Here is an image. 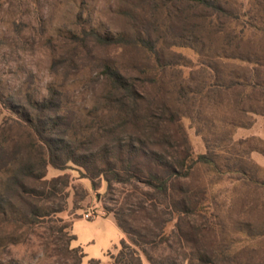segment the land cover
Masks as SVG:
<instances>
[{
	"label": "rangeland",
	"instance_id": "obj_1",
	"mask_svg": "<svg viewBox=\"0 0 264 264\" xmlns=\"http://www.w3.org/2000/svg\"><path fill=\"white\" fill-rule=\"evenodd\" d=\"M217 1L229 12L180 0H0V118L8 119L3 129L9 145L29 141V130L11 119L17 117L6 103L26 94L42 100L54 86L63 93V112L73 126L95 130L111 125L101 72L103 64L115 65L144 101L154 107L166 102L180 111L195 158L214 154L213 166L197 165L184 181L204 192L199 220L215 229L208 240L225 249L233 264H264V117L193 92L215 76L228 78L253 68L220 58L264 52V6L256 5L258 0ZM184 19L192 31L181 39L174 28L182 27ZM85 29L128 39L146 36L157 43L158 53L142 45H80L72 38ZM184 88L191 92L189 100H184ZM229 97L236 99L233 93ZM72 167L48 168L49 180L63 176L67 183L59 184L61 191L50 203L65 208L55 218L72 225L77 237L72 246L83 249V264L93 259L109 263V253H117L127 239L108 210L112 195L104 180L93 181ZM49 234L48 225L28 235L27 229L5 223L0 264H53L58 256L43 244ZM144 264L150 263L144 259Z\"/></svg>",
	"mask_w": 264,
	"mask_h": 264
},
{
	"label": "trees",
	"instance_id": "obj_2",
	"mask_svg": "<svg viewBox=\"0 0 264 264\" xmlns=\"http://www.w3.org/2000/svg\"><path fill=\"white\" fill-rule=\"evenodd\" d=\"M180 1L229 12L217 0ZM256 5L264 6V0ZM186 20L182 27L174 28L178 38L184 39L192 31ZM145 34L151 37L150 30ZM72 39L80 45L89 41L101 46L142 45L158 53L157 43L141 35L128 39L85 29ZM220 59L253 68L248 73L231 72L228 78L215 76L204 81L194 95L203 94L215 104L220 100L222 107L233 106L245 115L264 117V52L241 51ZM102 68L106 85L102 98L111 112V125L95 130L73 126L63 112V93L54 86L42 100L26 94L6 103L17 117L11 119L27 128L31 137L9 145L3 129L8 119L1 122L0 118V230L5 223H14L30 235L48 225L50 234L43 244L58 256L53 264H83V249L72 246L77 240L72 225L55 218L65 208L50 205L61 191L59 184L67 183L63 176L47 178L49 166L62 171L74 166L85 177L107 183L113 205L108 210L127 237L117 253H109V263L93 259L89 264H144V259L150 264H233L234 258L225 249L208 240L214 227L199 220L205 212L204 192L184 183L197 165L213 166L214 154L195 158L179 110L166 102L152 106L115 65L105 63ZM190 93L184 88V100L190 99ZM232 93L235 100L229 97ZM247 101L251 104L245 106ZM2 243L0 237V248L5 247Z\"/></svg>",
	"mask_w": 264,
	"mask_h": 264
},
{
	"label": "crops",
	"instance_id": "obj_3",
	"mask_svg": "<svg viewBox=\"0 0 264 264\" xmlns=\"http://www.w3.org/2000/svg\"><path fill=\"white\" fill-rule=\"evenodd\" d=\"M112 215H110L109 217H111ZM113 218H114V216H112ZM114 223L117 225V223H116V220H115V218H114ZM118 226V225H117Z\"/></svg>",
	"mask_w": 264,
	"mask_h": 264
},
{
	"label": "built area",
	"instance_id": "obj_4",
	"mask_svg": "<svg viewBox=\"0 0 264 264\" xmlns=\"http://www.w3.org/2000/svg\"><path fill=\"white\" fill-rule=\"evenodd\" d=\"M86 218H90V214H87V215H86Z\"/></svg>",
	"mask_w": 264,
	"mask_h": 264
}]
</instances>
